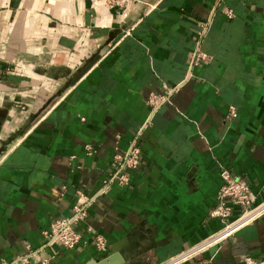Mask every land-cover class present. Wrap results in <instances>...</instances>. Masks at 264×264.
<instances>
[{
    "label": "crops",
    "instance_id": "1",
    "mask_svg": "<svg viewBox=\"0 0 264 264\" xmlns=\"http://www.w3.org/2000/svg\"><path fill=\"white\" fill-rule=\"evenodd\" d=\"M222 166L264 197V0H0V264H98L121 239L119 264L163 261L221 228ZM79 202L81 241L46 245ZM246 256L264 259V212L180 264Z\"/></svg>",
    "mask_w": 264,
    "mask_h": 264
},
{
    "label": "built area",
    "instance_id": "2",
    "mask_svg": "<svg viewBox=\"0 0 264 264\" xmlns=\"http://www.w3.org/2000/svg\"><path fill=\"white\" fill-rule=\"evenodd\" d=\"M139 0H101V2L109 8H120L126 10L129 4L138 2ZM231 12H228L230 15ZM205 57V53L196 51L194 62ZM160 96L153 95L149 98L152 104L158 103ZM236 110L233 106L229 108V115L234 116ZM113 170L109 174L110 180L118 183H127L128 171L138 166L140 162V147L137 138L131 140L127 150L124 153L116 152L113 154ZM221 183L216 193L214 206L210 209L209 215L218 217L222 221V226L218 230L208 234L199 242L183 249L177 254L160 261L156 264H180L185 260L195 256L199 252L205 250L208 246L218 243L226 236L233 233L246 222H249L264 212V197L255 202L249 183L241 176L232 173L229 168L222 166L219 170ZM232 207L236 209L234 217ZM85 216V208L83 203H75L72 206L71 214L68 216L53 219L49 225L42 230L45 237L46 245L61 244L66 248H73L82 239V235L75 224L82 220ZM93 243L98 250H103L107 246L106 238L98 233L93 232ZM21 261L26 262V256H20ZM48 257H43L40 261L45 264ZM1 264H11L2 260ZM244 264H264V259H255L251 256L244 258Z\"/></svg>",
    "mask_w": 264,
    "mask_h": 264
},
{
    "label": "water",
    "instance_id": "3",
    "mask_svg": "<svg viewBox=\"0 0 264 264\" xmlns=\"http://www.w3.org/2000/svg\"><path fill=\"white\" fill-rule=\"evenodd\" d=\"M122 242H124V239H121L120 241L113 243L109 247L111 252L107 254L102 260H100L98 264H119V262L122 261L121 259H123L121 258V255L119 254L121 252L119 251L120 250L119 248ZM85 264H92V262L89 261Z\"/></svg>",
    "mask_w": 264,
    "mask_h": 264
},
{
    "label": "rangeland",
    "instance_id": "4",
    "mask_svg": "<svg viewBox=\"0 0 264 264\" xmlns=\"http://www.w3.org/2000/svg\"><path fill=\"white\" fill-rule=\"evenodd\" d=\"M107 246H108V244H107ZM107 246H106V247H107Z\"/></svg>",
    "mask_w": 264,
    "mask_h": 264
}]
</instances>
